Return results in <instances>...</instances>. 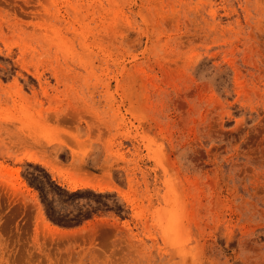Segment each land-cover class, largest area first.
<instances>
[{
    "label": "rangeland",
    "instance_id": "1",
    "mask_svg": "<svg viewBox=\"0 0 264 264\" xmlns=\"http://www.w3.org/2000/svg\"><path fill=\"white\" fill-rule=\"evenodd\" d=\"M0 264H264V0H0Z\"/></svg>",
    "mask_w": 264,
    "mask_h": 264
}]
</instances>
